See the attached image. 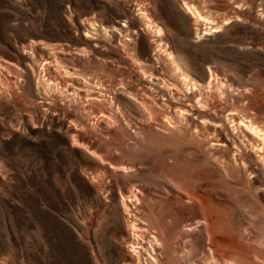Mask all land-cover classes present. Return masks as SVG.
<instances>
[{
  "label": "rangeland",
  "instance_id": "374dc122",
  "mask_svg": "<svg viewBox=\"0 0 264 264\" xmlns=\"http://www.w3.org/2000/svg\"><path fill=\"white\" fill-rule=\"evenodd\" d=\"M213 24L222 27L203 34ZM32 40L63 48L55 53L73 72L66 87L45 73L48 57ZM124 48L184 92L185 107L209 109L197 101L203 89L179 81L169 50L202 84L210 70L225 74L208 124L194 130L190 115L163 105L146 122L127 96L111 101L120 82L160 85L131 70ZM0 57L17 66L0 82V264H185L183 237L196 264L209 263L210 248L260 254L264 264V162L226 118L232 108L255 112L264 127V0H0ZM213 124L226 146L210 144ZM132 191L139 202L129 197L128 216L120 195ZM127 220L156 262L128 252Z\"/></svg>",
  "mask_w": 264,
  "mask_h": 264
},
{
  "label": "bare ground",
  "instance_id": "6f19581e",
  "mask_svg": "<svg viewBox=\"0 0 264 264\" xmlns=\"http://www.w3.org/2000/svg\"><path fill=\"white\" fill-rule=\"evenodd\" d=\"M146 5L147 3H143L140 5V7L142 8L141 13L144 16L149 15V11H146ZM184 9L186 12L190 13L198 22L199 21L204 22V24L212 23L207 18H205L193 5L186 3L184 5ZM150 18H151L150 16L146 18L147 21H149L148 23L152 24V26L157 27V32L161 34L162 32L161 27L158 24L153 23ZM88 25L90 26V28H93L91 22H88ZM221 27H222L221 24L206 25L204 27V29L206 30L203 32V34L220 30ZM88 35L86 36L88 37ZM31 42L33 43L30 45V48H36L37 50L41 49L43 50L44 54L48 57V58H44L45 73L46 74L48 73L55 82H58L55 83V85L60 84L66 87L68 85L67 78L70 77L73 72H71L68 69L69 67L67 65H64L62 61H59L56 58L57 55L55 53L56 50L62 51L63 48L62 47L58 48L55 44L47 43L41 40H32ZM120 46L124 47L125 42H120ZM80 51H84V50L81 49ZM122 52L124 53L125 57L130 61L129 64L131 70H133L134 72L140 70L146 73L145 78H148L150 81L157 82L160 85H159V89L154 84L148 85L146 87L140 86L134 89L129 82H120V85L116 86L112 90L111 92L112 95L109 94L111 101L113 99H120L121 96L123 95L127 96L132 102H134L142 110L145 116L144 119L141 120L146 122H151L152 120L157 118L158 114L156 112V109L162 110L160 109V106L163 105L165 110H167L169 114L174 113V114L182 115L183 113H187L188 115H190L189 120L194 125L193 126L194 130H197L199 125L206 126L208 124V118L206 116L212 114L211 109L215 110L216 107L218 106V100L215 98V95H220V94L224 95L226 92L225 84L222 81V78H227L225 74L218 71L214 73L212 70H210L211 74L208 75L207 83L202 84L199 81H197L195 77L191 76L188 71H185L179 65L176 57L174 56L172 51L169 50L167 52L168 59L170 56L171 59L170 62L172 64L173 69H176L178 71L179 81L184 84H189L190 88L191 87L195 88L197 86L198 91L200 89H203L202 92L199 91V96H201V100H197V101L198 102L204 101L208 105L209 109L206 107L196 108L193 105L189 106L187 104H186L187 107H185L184 103H179L177 101L178 100L177 96L180 95L185 96V94L184 92L180 91V89L174 83L171 82L167 83L165 78L160 74H155L153 71L148 72V70L142 69L141 66L139 65V61L135 58L130 57V55L126 53L125 48L122 49ZM12 67L16 68L17 66L11 60L0 57V82H5L6 79L5 76L13 75L12 73L13 71L11 70ZM79 78L80 77H78V79ZM200 85H202L203 87L201 88ZM155 88L158 89V91L155 92L156 90ZM165 94H167L168 99H166L165 102L160 101L161 99L160 95L164 96ZM94 117L96 119H99L100 122L106 123V126L108 127L110 122L109 120L111 117L110 115L108 116L105 113H101L100 115H95ZM226 118L231 122L232 127L236 129L237 133L240 135L244 143L248 145L250 150L255 152L258 155L259 159L264 162V127L261 125L258 115L255 112H248V111L245 114H240L239 112H237L236 108H232L229 109L228 113L226 114ZM165 120L167 121V123L171 124L170 118L166 115H165ZM211 129L214 131L216 138L209 141L210 144L214 146V148H221V146H226L227 143L222 138V132H223L222 128L219 127L217 124H213ZM69 132L70 129L67 127L65 129V133H69ZM225 139H228V136H226ZM241 164L243 168H245L244 160L241 161ZM192 196L195 197L194 195ZM120 197L124 211L128 214V216H131L129 206L127 204L128 202H132V200L138 201L135 191H132V193L129 194L128 198L125 197L124 195H120ZM129 197L132 200H130ZM127 221H129L128 229L130 230V235H131L127 243L128 252L132 254L131 255L132 257H135L136 254L139 253V249H141L142 251L147 252V255L149 256L150 259H152V261L156 262L155 256L151 255V253H149V250H147V247H145L144 245V243L147 242L144 239L138 237L137 235L139 227L135 225V223L133 222L131 223L130 220ZM206 234L209 239L212 238L213 236V234L209 232L208 226H206ZM152 237H156V235H152ZM260 238L262 240L264 238V235H261ZM188 240L189 239H186V237L178 238V245H180L179 243H181L180 250L181 252H183L181 256L184 258L185 264H196L195 262L189 260L191 253L189 247L191 244L190 243L188 244ZM140 241L142 242L141 244ZM157 244H161V242H157ZM210 250H211L210 253L209 252L202 253L204 260H208L207 262H209L207 264H211V260L214 261L217 260L218 258L222 259L225 264H261L262 261L261 260L262 255L260 254H253L250 256H246V254L236 252L237 255L239 256L236 258H232L227 255L226 251H216L212 248H210ZM174 262L175 264H181L177 262V260Z\"/></svg>",
  "mask_w": 264,
  "mask_h": 264
}]
</instances>
